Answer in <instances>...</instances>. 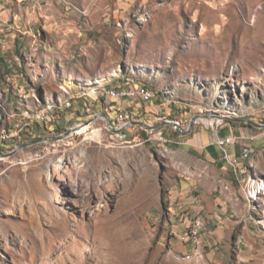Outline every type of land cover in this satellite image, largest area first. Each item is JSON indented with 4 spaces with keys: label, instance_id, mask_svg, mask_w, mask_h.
Instances as JSON below:
<instances>
[{
    "label": "rangeland",
    "instance_id": "374dc122",
    "mask_svg": "<svg viewBox=\"0 0 264 264\" xmlns=\"http://www.w3.org/2000/svg\"><path fill=\"white\" fill-rule=\"evenodd\" d=\"M0 54V264H264V127L247 121L264 123V0H0ZM109 86L153 90L133 101L135 120L196 122L123 136L100 117L19 147L46 100L59 106L65 88L73 103L39 121L54 136L98 113L93 96ZM104 99L114 110L99 112L124 124L123 101ZM220 130L235 137L229 152L251 150L238 177L202 146ZM221 178L230 229L205 221L197 253L180 195L213 194Z\"/></svg>",
    "mask_w": 264,
    "mask_h": 264
},
{
    "label": "crops",
    "instance_id": "0c3cea01",
    "mask_svg": "<svg viewBox=\"0 0 264 264\" xmlns=\"http://www.w3.org/2000/svg\"><path fill=\"white\" fill-rule=\"evenodd\" d=\"M104 98L105 97L100 96L96 101H94V102H96L95 106L97 107L95 111L96 112L101 111V107H99L100 104H101L100 102H105V104L108 106V109L110 110V114L109 115H111V113H112V111L114 109L111 108V105H109ZM88 101H89V99L83 100L84 103H86ZM122 101H123L122 102V107H118V108H119V110H126V112L122 111L121 114L118 117H124L125 114H131L132 115V119H133V115H137L138 116V115L142 114V111H140V109H138L136 111L133 109L134 108L133 106H135V104H133L134 100H130V99L125 98ZM158 107H160L161 112H162L163 108L160 105H155L153 108L150 109V111L153 112V113H156L155 111L158 110ZM174 107L177 108V105H174ZM76 110H78L79 112L83 113L82 112V108H81V111L78 108ZM78 119H80V118H78ZM116 121H117V119L114 122H116ZM240 131H241L240 127H236L235 128V132L237 134ZM223 134H225V131L221 132V130H220V134L218 132H216V136H219L221 138L225 137ZM213 142L212 143L211 142L210 143L207 142V143L203 144L202 146L206 147L207 150L211 154H213L214 156H217L218 158L220 157L219 154L221 152V154H222L221 158L225 161V163H227V165L229 164L228 167H225L226 168L225 169L226 173L230 174V172H233L235 177H238L239 175H236L235 167L230 164V162L226 158L225 154H227L228 157H238L239 160H241V162H239L240 171L241 170L243 171V169L245 168L244 161L246 159L243 158V157L240 159V156H241L240 151H241V149L239 150V152H237L236 147H232L231 146V152H229L226 147H225V150H223V149H221L218 145H216ZM212 147H218L220 150L219 149L218 150L213 149ZM217 181L219 183L216 186L217 192L214 191L213 194H206L205 192H202V191L198 192L197 189L193 188V190L192 189L191 190L187 189L186 191H184V193H182L180 195V196L184 197L183 200L181 201L184 206L181 207V208L186 209L187 210L186 211L187 214H189L192 218L195 219L197 217L198 219L201 220V222H202L201 229H202L203 226H205V221L207 222V224H213V223H215V220H217L218 222H221L222 223L221 225H224L225 229H227V230L230 229L229 216L228 215L224 216L225 213L228 212L227 210H228V206H229V200H228V195L227 194L230 195V193H231L230 183L227 180L223 179V178L218 179ZM224 186L229 188V192H227L225 190ZM220 216L222 217V219H220L221 218ZM194 222L195 221H193V223ZM189 231H190V229H189Z\"/></svg>",
    "mask_w": 264,
    "mask_h": 264
},
{
    "label": "bare ground",
    "instance_id": "6f19581e",
    "mask_svg": "<svg viewBox=\"0 0 264 264\" xmlns=\"http://www.w3.org/2000/svg\"><path fill=\"white\" fill-rule=\"evenodd\" d=\"M71 82H68V85L71 86ZM112 88H117V86H109L107 88H105L103 91H102V94H104L105 91H109L111 90ZM65 90V92L68 94V90L67 89H63ZM145 90L148 91V93H151L153 96H154V92L151 88L145 86ZM66 93H62L59 97H58V104L59 106H56V104L53 102V101H50V100H46L45 102V109L43 111H38L36 113L33 114V117L37 120V121H40V122H47L51 119L52 115H54L55 113V109L57 110L59 107L61 109H67V108H70V106L72 105V101H70V97H66L64 94ZM36 100L38 102H40L39 98L36 97ZM41 103V102H40ZM90 107L91 106H88L86 107V111H90ZM39 115H45V116H41L39 117ZM131 114H125V118H126V122L125 123H128L132 120H130V118L132 117V115L130 116ZM32 116V115H31ZM90 129V125H82L80 127H78L76 129L77 133H83L84 131L86 130H89ZM75 132V131H74ZM126 134L123 133V136H125ZM160 136H162V139H165L162 132L159 134V138ZM163 141H167V140H163ZM251 154V150L250 148L248 147V153H246L243 158L247 159ZM242 171V170H241ZM225 187V190L227 192H229V188L224 186ZM201 225H202V222L200 219H196L195 222L192 224L191 228H190V235L193 233V237L195 239H192L193 243H194V249L197 253H201L202 252V245H201V239H200V236H199V229L201 228ZM193 228H195L193 230Z\"/></svg>",
    "mask_w": 264,
    "mask_h": 264
},
{
    "label": "built area",
    "instance_id": "2783aa9c",
    "mask_svg": "<svg viewBox=\"0 0 264 264\" xmlns=\"http://www.w3.org/2000/svg\"><path fill=\"white\" fill-rule=\"evenodd\" d=\"M100 96L102 97H111L113 99H117L122 101L123 99L127 98L130 100H134V101H140L142 103H148L150 101H152V99L155 97L153 96L151 93H148V91L145 90V86H137V87H122L119 86L117 88H112L109 91H105L104 94H101ZM100 96H93V98H99ZM84 106L82 107V111L84 112ZM123 110H119L118 111V116L121 114ZM41 116H45V115H39V117ZM118 122L117 121L114 123L116 124ZM121 126V125H119ZM118 126V127H119ZM123 133V132H120ZM161 140H167V139H162V136H160ZM235 139L234 136H226V137H219L216 136V139L214 141L215 144H217L221 149L225 150V147L229 144H231L233 142V140ZM248 153V146H244L241 151H240V159L246 154ZM226 158L228 159V161L230 162V164L232 166L235 167V172L236 175L240 176V166H239V158L238 157H228L227 154H225ZM195 221V220H194ZM195 228H193L194 230ZM189 237L191 239H195L193 237V233L191 235H189Z\"/></svg>",
    "mask_w": 264,
    "mask_h": 264
},
{
    "label": "water",
    "instance_id": "95a60500",
    "mask_svg": "<svg viewBox=\"0 0 264 264\" xmlns=\"http://www.w3.org/2000/svg\"><path fill=\"white\" fill-rule=\"evenodd\" d=\"M100 117H104V119L106 120V124L107 126L113 130V132L115 133H120V132H123L126 128L130 127L131 125H141V126H144L146 127L147 129H150V130H154L156 128H158L159 126L163 125V124H167V125H170V126H174L178 129L179 132L181 133H188L194 123L196 122V119L195 118H192L191 121H190V125L188 127V129L186 131H183L180 127H179V124L173 120H163V121H159V122H156L154 124H149V123H145L143 121H140V120H132L128 123H124L122 124L121 126L119 127H116L114 126V123L111 121L109 115L105 114V113H95L94 115H92L91 117H89L88 119H86L83 123H80L78 125H74V126H71L69 127L68 129H66L63 133L61 134H58V135H54V136H45V137H40V138H37V139H33V140H30L22 145H20L19 147H23V146H27V145H31V144H34V143H37V142H40V141H58V140H62L66 137H68L69 135H71L72 133H74V131L82 126V125H89L90 123L96 121L98 118ZM250 124L252 125H255V126H263L264 127V123L262 124H258L256 123L255 121L253 120H247ZM3 154V153H1Z\"/></svg>",
    "mask_w": 264,
    "mask_h": 264
},
{
    "label": "trees",
    "instance_id": "16d2710c",
    "mask_svg": "<svg viewBox=\"0 0 264 264\" xmlns=\"http://www.w3.org/2000/svg\"><path fill=\"white\" fill-rule=\"evenodd\" d=\"M15 42L19 45L20 48H22L26 42V40L22 37H16L15 38ZM0 68L2 71H6L7 72V69L10 68L9 65H7L6 61H5V57L3 55L0 54ZM6 95L8 96V100H12L13 103L12 104H8V107L7 108H14V110H19V104H21V101H18L16 100V93L11 90L9 93H6ZM55 99V97H54ZM41 100H44L41 96ZM73 104V103H72ZM85 105V103L83 104ZM5 109L3 107H1V111L3 112V114L5 115ZM78 111V110H76ZM79 112V111H78ZM83 115V113H82ZM85 116H91L90 114L86 113ZM249 125H251L249 123ZM30 129V130H28ZM44 127L41 125V123L37 120H33V123L31 125H27V129H24L22 128L21 129V133L19 134L20 137H24V134L25 132L28 134V135H31V137H25V141H29V140H33V139H37V138H40V137H44L46 136V134H44L42 131H43ZM59 130H65V128L63 127H56V131H59ZM126 133V132H124ZM127 134V133H126Z\"/></svg>",
    "mask_w": 264,
    "mask_h": 264
}]
</instances>
